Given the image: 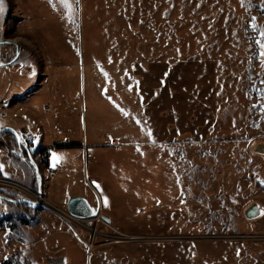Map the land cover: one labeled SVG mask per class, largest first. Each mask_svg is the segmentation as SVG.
Here are the masks:
<instances>
[{"label": "rangeland", "instance_id": "obj_1", "mask_svg": "<svg viewBox=\"0 0 264 264\" xmlns=\"http://www.w3.org/2000/svg\"><path fill=\"white\" fill-rule=\"evenodd\" d=\"M262 30L264 0H3L0 62L10 43L28 48L32 63L0 71V127L35 136L36 148L41 136L56 144L44 178L69 170L59 189L108 215L72 213L74 229L56 187L50 201L30 188L49 203L38 206L42 217L70 227L77 264H95L98 245L108 250L104 264H264V241L245 243L253 233L235 230L254 204L264 231ZM40 82L14 104L21 114L9 109ZM5 143L15 151L0 133V150ZM28 163L0 153L2 177L24 187L40 179ZM11 205L0 200V264L20 261L25 225L38 213ZM188 208L203 213L191 230Z\"/></svg>", "mask_w": 264, "mask_h": 264}, {"label": "crops", "instance_id": "obj_2", "mask_svg": "<svg viewBox=\"0 0 264 264\" xmlns=\"http://www.w3.org/2000/svg\"><path fill=\"white\" fill-rule=\"evenodd\" d=\"M3 46H5L7 48V50H5L3 52V57H2V60L0 62V71H6V69H4L3 67H6V68L11 70V68L15 69L18 67H23L21 65L22 63H29V64L32 63L26 59L27 53L30 51L28 48H25L24 46H22L20 44H10V43H4L1 46V48ZM29 55L32 56V54H30V53H29ZM33 60H34L33 63H36V64H38L37 62H40V61L36 62L35 58ZM40 66L41 65H39V67ZM41 72H42V67H40V70H39V73H40L39 79L42 77ZM55 72H57V71H55ZM38 81H40V80H38ZM41 83L42 82L39 83V86H38L39 88L36 89L34 92H32V93L30 92L26 95L21 96L20 99L12 101L10 106H9V109H13L17 112V114H19V113L21 114L24 110H21L20 108L16 109V106H14V104L17 102L24 101L28 98L29 95H32L35 92H39L40 90H42L43 87L40 88V86H42ZM2 99H4V98H2ZM6 103H7V101H2V104H6ZM55 103H56L55 108H59L60 109L59 112H62V110H64L65 106H60L58 104L57 100H55ZM16 121L17 120H14V123H15L14 125H18L16 123ZM40 127H42V126H40ZM7 128L10 131H16V129H17L15 127H12V124H9ZM1 130H4V129H2V127H0V131ZM29 133L31 134V132H29ZM33 138H34V141H36V137L33 136ZM16 141H17V146H14L15 151L13 149H11L10 145L5 143L7 146H9V148L6 146H3V148L0 150V153L4 152L10 158H14L16 160L24 161L29 165L30 163H28V161H26L24 158L27 155L26 151L20 147L17 139H16ZM55 145L56 144H53L52 147L50 145H47L45 143L44 136H43V138L41 136L40 144L38 145V150L45 149L44 151H46L48 158L46 159V163L40 162V165H39V160L41 161V153L35 152L32 155V159L35 162L34 164L38 165L37 173L39 174L40 179L37 178L35 175H33L32 177H29L28 178L29 188H31L32 190L35 189V190L41 192L42 195L44 197H46L48 200H49L48 190L52 191V193H53L54 187H56L55 190L58 193L56 195L58 197V199H65L66 203L68 200L72 199V197L73 198L74 197H82V198L87 200V198L82 194H77V195L74 194L75 192H72L70 190L69 186H67V187H68V191L70 194L64 190L59 189V185H61V182H63V184L61 186H65L64 185L65 171L68 172L69 170H66V169L60 170L61 167L57 166L55 168V174L53 173L54 169L52 168L53 166L51 167V165L55 162V160L52 157V154L54 151L52 152L51 149H53V146H55ZM80 147H78V148H80ZM10 152H12V154ZM65 157H66V154H65ZM50 160H51V162H50ZM48 164H50L49 170L50 169L53 170V172L51 173L52 174L51 176H53V177H51L49 179L44 178V176H43L44 173L48 172V168H47ZM16 170L20 172V173L16 172V176H18V177L23 176L25 179V176H26L25 171L23 170L24 171V173H23V171L20 168H16ZM2 175L3 174L0 173V176H2ZM71 175L72 174H70L68 172V176L70 177ZM69 185L72 186L71 183H69ZM59 192H60V194H59ZM66 193L69 195L68 197H70V199H68V200H67V194ZM3 196H5L6 198H0V200H5L8 203L11 202V204H12L11 207L19 208V207H21V205L27 206V205H24L19 199L18 200L11 199L7 195H3ZM89 205H90V203H89ZM27 207H30V206H27ZM93 207L94 206H91V208L95 211V213L96 212L99 213L102 216V218L108 222V215H107L106 210H104L102 208V206H100L99 209L98 208L94 209ZM30 208L38 210L37 211L38 213L37 214L35 213L33 219L30 221V224L25 225L26 227H25L24 231L26 233L25 234L26 235V239H25L26 241H24L23 249H21L19 251V254L17 255V257L18 256L21 257L19 259L20 261L19 262L16 261L15 264H55V263L51 262L49 259H47V258H50L51 253H50L48 245L45 244V242L51 243L52 252H53L54 257L56 256L57 258L62 259L61 261H59L60 262L59 264H77L76 260H77L78 253L75 250H71V248L68 244V242H72V241L77 242V241L75 239L76 237L71 233V230H70V227L68 226V224L65 221H63L61 218H58L54 213H52L55 216L53 218L45 219L44 217H42V210H46L45 207H40V208L39 207L38 208L30 207ZM48 212L51 213L52 211L49 210ZM8 215L10 216L12 214H8ZM76 216H79V215H76ZM79 217H81V216H79ZM4 225H5V227L10 228V226L13 225V220L9 219V217H8L7 219L4 220ZM17 237H19L18 238L19 241L22 240L20 238V236H17ZM7 238L10 240L9 235L7 236ZM10 242H11V240H10ZM29 242L31 244H29ZM103 247H104L103 245H98V246L92 248V252L95 250V248H98V249H100L99 251L101 253V255L99 254L96 257L95 264H104L105 259H108V252H107L108 250H106V248L105 247L103 248ZM85 253H87V251H85Z\"/></svg>", "mask_w": 264, "mask_h": 264}, {"label": "built area", "instance_id": "obj_3", "mask_svg": "<svg viewBox=\"0 0 264 264\" xmlns=\"http://www.w3.org/2000/svg\"><path fill=\"white\" fill-rule=\"evenodd\" d=\"M12 132H13V135L18 140L20 147L26 151V154H27L26 155V160L28 162H31V163L34 164L35 162L32 159V155L38 150V148H36V146L34 144V142H35L34 138H32L31 136L27 135L26 132H20V131H12ZM18 137H19V139H18ZM0 188L3 189V190H7L8 189V190H10L12 192H15V193L19 192V193H21V195L23 194L24 196H21L19 198V200L21 202L26 203L27 205L38 207L39 205L43 204V206L44 205L49 206L48 205L49 203L45 199H42L41 195L34 196L33 193L31 192L32 190H30L29 187H24V186L14 182V181H11L9 179L3 178L2 176H0ZM12 189L16 190L17 192L13 191ZM33 191H34V189H33ZM0 194H2V193L0 192ZM2 195H4V193ZM62 201L64 203L66 202L65 200H62ZM62 217L74 229H76V227L79 226V222H77L78 218L76 216H74L69 210L66 213V217H64V215H62ZM93 218L96 219V218H100V217L99 216H97V217L95 216ZM97 220H99V219H97ZM87 224L90 225V223H87Z\"/></svg>", "mask_w": 264, "mask_h": 264}, {"label": "flooded vegetation", "instance_id": "obj_4", "mask_svg": "<svg viewBox=\"0 0 264 264\" xmlns=\"http://www.w3.org/2000/svg\"><path fill=\"white\" fill-rule=\"evenodd\" d=\"M68 202H69V200L66 203L67 205H68ZM252 206H256V205L253 204V205H251V207ZM188 209H189V211H188V219H187V223H186V229L191 230L194 218L196 216H199L200 213H201V216H202L203 213L200 212L199 214H197L195 212V210H193L191 208H188ZM75 211H77L80 214L79 216H81V215H90L88 217L89 219H92L96 215L95 211L92 208L90 209V211H88L86 209V207L83 205L82 201L76 202ZM196 219H199V217H197ZM255 220H257V218H255L254 220L253 219H248V220H246V223L240 222V224H239V222H238L237 223V227L235 228V230H236V232H238L237 234H239V235L242 234V233L244 234L245 231H248L246 233H253V234H250V235H243V242L247 243V241H248V243H252V245L253 244H258L259 245V244H261V241H264V236H263L264 235V231H261L260 228L257 229L258 226L256 225L257 223L254 222ZM255 228L258 231L255 230ZM253 241H256V242H253ZM171 245H176V244L174 243V244H171ZM186 245H187V243H186ZM174 264H177V263L174 262Z\"/></svg>", "mask_w": 264, "mask_h": 264}, {"label": "water", "instance_id": "obj_5", "mask_svg": "<svg viewBox=\"0 0 264 264\" xmlns=\"http://www.w3.org/2000/svg\"><path fill=\"white\" fill-rule=\"evenodd\" d=\"M0 198H6V197L3 196L2 194H0ZM78 201H82L83 205L86 207V209L88 211H90L91 206L89 205V203L84 198H82V197H74V198L69 200L68 205H67V209L71 213H73L74 215H80L77 211H75L76 202H78ZM259 213H260V209L257 206H252V207L248 208L247 211H246L247 217L250 218V219L257 217L259 215ZM89 216L90 215H81L82 218H88Z\"/></svg>", "mask_w": 264, "mask_h": 264}, {"label": "trees", "instance_id": "obj_6", "mask_svg": "<svg viewBox=\"0 0 264 264\" xmlns=\"http://www.w3.org/2000/svg\"><path fill=\"white\" fill-rule=\"evenodd\" d=\"M0 133H3V134H6V135H8V137H10L11 139H13L14 140V142H15V146H17V141H16V137L15 136H13L12 135V133H11V131L9 130V129H4V130H1L0 131ZM43 150H45V149H43ZM37 153H40L39 152V150H37L36 151ZM43 152H46V151H43ZM44 161H46V160H44ZM9 198H11V199H16V196H15V194H6ZM16 200H18V199H16ZM8 262V261H7ZM16 263V261H14L13 263H7V264H15Z\"/></svg>", "mask_w": 264, "mask_h": 264}, {"label": "snow or ice", "instance_id": "obj_7", "mask_svg": "<svg viewBox=\"0 0 264 264\" xmlns=\"http://www.w3.org/2000/svg\"><path fill=\"white\" fill-rule=\"evenodd\" d=\"M61 3H66V0H61ZM242 3H243V0H242ZM3 11V0H0V12ZM261 36L264 37V30L261 31ZM257 43H260L261 44V47L264 48V42H261V41H257ZM262 55H264V52H262ZM264 98V97H262ZM262 108H264V105L261 106ZM19 139V137H18ZM56 158L54 157V160ZM0 170H2V167H0ZM106 203V201H105Z\"/></svg>", "mask_w": 264, "mask_h": 264}]
</instances>
